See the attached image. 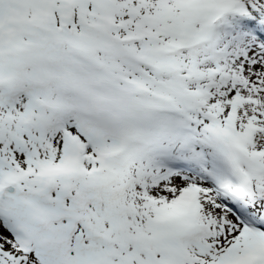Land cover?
I'll return each mask as SVG.
<instances>
[{
  "label": "snow or ice",
  "instance_id": "6c2138e0",
  "mask_svg": "<svg viewBox=\"0 0 264 264\" xmlns=\"http://www.w3.org/2000/svg\"><path fill=\"white\" fill-rule=\"evenodd\" d=\"M0 264H264V0H0Z\"/></svg>",
  "mask_w": 264,
  "mask_h": 264
}]
</instances>
